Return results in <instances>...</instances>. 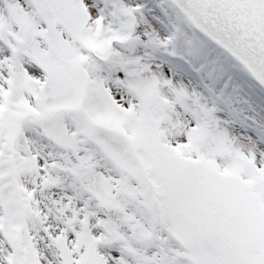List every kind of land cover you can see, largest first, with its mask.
I'll return each instance as SVG.
<instances>
[{
	"label": "snow or ice",
	"instance_id": "snow-or-ice-1",
	"mask_svg": "<svg viewBox=\"0 0 264 264\" xmlns=\"http://www.w3.org/2000/svg\"><path fill=\"white\" fill-rule=\"evenodd\" d=\"M0 264H264V0H0Z\"/></svg>",
	"mask_w": 264,
	"mask_h": 264
}]
</instances>
